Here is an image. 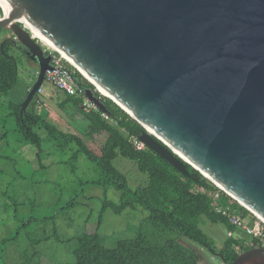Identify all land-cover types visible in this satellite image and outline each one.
<instances>
[{"label":"water","instance_id":"obj_1","mask_svg":"<svg viewBox=\"0 0 264 264\" xmlns=\"http://www.w3.org/2000/svg\"><path fill=\"white\" fill-rule=\"evenodd\" d=\"M2 1L0 31L37 68L21 117L52 69L23 21L95 83L83 77L97 109L106 112L95 93L176 171L189 165L264 220V0ZM229 264H264V246Z\"/></svg>","mask_w":264,"mask_h":264},{"label":"trees","instance_id":"obj_2","mask_svg":"<svg viewBox=\"0 0 264 264\" xmlns=\"http://www.w3.org/2000/svg\"><path fill=\"white\" fill-rule=\"evenodd\" d=\"M9 50L7 45L0 51V99L17 84V62L9 56ZM67 67L80 88L94 90L73 67ZM95 96L103 102L106 112L88 110L82 106L81 99L64 93H60L56 100L55 106L75 120L70 122L77 128L78 135L73 131L62 132L50 124L49 111L37 105L38 98L32 101L22 117L19 115L21 106L12 105L11 114L16 119L19 142L27 141L39 151V133L42 132L57 150L63 151L74 145L75 157L84 155L98 166L100 176L94 184L120 192L119 204L105 200L102 213L110 210L119 215L137 207L147 212L135 229V237L118 241L112 249L104 246L98 229L88 230L89 233L74 238L73 264H201L198 248L212 254L216 252L213 241L198 227L200 217L212 224L220 223L232 233L237 229L226 216L217 212V208L235 211L252 221L256 219L189 165H185L188 174L184 176L150 149L138 150L130 139H138L144 132L143 127L109 99L98 93ZM98 142L100 145L94 147ZM118 157L135 163L138 172L147 177L145 186L128 187L126 178L112 166ZM215 193H218L217 200L213 199ZM100 224L101 219L98 227ZM161 235L169 237L162 239ZM261 245L255 239L244 245L243 241L230 237L216 256L221 263L229 264L239 255L234 246H239L244 252Z\"/></svg>","mask_w":264,"mask_h":264},{"label":"rangeland","instance_id":"obj_3","mask_svg":"<svg viewBox=\"0 0 264 264\" xmlns=\"http://www.w3.org/2000/svg\"><path fill=\"white\" fill-rule=\"evenodd\" d=\"M42 47L53 52L45 45ZM8 54L17 62V84L0 99V264H73L74 238L89 233L88 230L98 229L109 249L120 240L133 239L147 212L137 207L119 215L110 210L102 213L103 202L119 204L121 194L114 188L94 184L100 176L98 166L84 155L75 157L74 145L57 150L42 132L39 151L27 141H18L12 105H22L35 82L37 68L22 54L11 50ZM36 97L37 105L49 111L50 124L62 132L79 134L71 125L75 120L55 106L60 93L51 84L44 81ZM99 145L100 142L94 147ZM112 166L126 178L129 188L145 186L147 177L138 172L135 163L118 157ZM242 219L252 224L247 216ZM198 227L213 241L216 253L230 238L224 225L212 224L204 217L198 219ZM231 238L243 241L244 245L252 240L238 229ZM234 249L242 253L239 246ZM197 253L201 264H223L216 253L200 248Z\"/></svg>","mask_w":264,"mask_h":264},{"label":"built area","instance_id":"obj_4","mask_svg":"<svg viewBox=\"0 0 264 264\" xmlns=\"http://www.w3.org/2000/svg\"><path fill=\"white\" fill-rule=\"evenodd\" d=\"M52 69L45 72V79L47 83L51 84L56 90L64 93L68 96L79 98L82 101V106L88 110H94L96 107L87 99L82 88L72 78V73L69 68L65 65V60L61 56H53L51 61ZM40 90L38 91V93ZM130 141L133 145L141 150L144 145L135 138H131ZM213 199H218V193L213 195ZM217 212L226 216L229 222L244 235L251 237L252 239L258 240L264 246V223L256 218L249 225L243 221L240 214L235 211H228L222 208H217ZM228 236L232 237V233L228 232Z\"/></svg>","mask_w":264,"mask_h":264},{"label":"flooded vegetation","instance_id":"obj_5","mask_svg":"<svg viewBox=\"0 0 264 264\" xmlns=\"http://www.w3.org/2000/svg\"><path fill=\"white\" fill-rule=\"evenodd\" d=\"M2 18L1 12H0V19ZM20 27H23V24H19ZM8 45V48L14 52L17 53L18 55H23L26 57L28 63L35 65L32 63L29 58L26 56V50L23 48L21 45H18L17 43L14 42V36L12 35L11 32L1 30L0 31V51H3V48ZM48 54L45 52V55Z\"/></svg>","mask_w":264,"mask_h":264},{"label":"bare ground","instance_id":"obj_6","mask_svg":"<svg viewBox=\"0 0 264 264\" xmlns=\"http://www.w3.org/2000/svg\"><path fill=\"white\" fill-rule=\"evenodd\" d=\"M0 8L2 9V12H3V14L6 16V15H8V12H9V7L2 1V0H0ZM23 22V21H22ZM24 23V22H23ZM25 24V26H26V28H29L30 29V31H31V34L36 38V39H39V41L43 44V45H45V46H47V47H49L50 49H52L53 51H56V52H58L56 49H54L40 34H38L29 24H26V23H24ZM61 55V57L63 58V59H65V60H67L72 66H74L75 67V65L74 64H72L67 58H65L62 54H60ZM81 74L83 75V77L87 80V81H89V82H91V83H93V84H95L89 77H87L83 72H81ZM100 90V89H99ZM101 93H102V95L103 96H105V97H107V98H111L108 94H106L104 91H101ZM259 219V218H258ZM260 220V219H259ZM263 223H264V220H261Z\"/></svg>","mask_w":264,"mask_h":264},{"label":"clouds","instance_id":"obj_7","mask_svg":"<svg viewBox=\"0 0 264 264\" xmlns=\"http://www.w3.org/2000/svg\"><path fill=\"white\" fill-rule=\"evenodd\" d=\"M0 12H1V16H2V9H1V8H0ZM19 24H20V23H19ZM21 24H23V27H24L25 29H27L26 26L24 25V23L21 22ZM39 42H40V41H39ZM41 44H42V43H41ZM42 45H43V44H42ZM42 48H43V47H42ZM43 50H44V49H43ZM51 50H52V49H51ZM52 51H53V50H52ZM44 52H47V51L44 50ZM47 53L50 54L52 58H53L54 55H55V56H61L60 53H58V52H56V51H53V52H49V51H48ZM48 54H46V55H48ZM64 60H65V59H64ZM51 61H52V60H51ZM50 65H51V63H50ZM65 65H66V66H67V65H70V63H69L67 60H65ZM70 66H71V65H70ZM71 67H72V66H71ZM75 70H76V69H75ZM76 71H77V70H76ZM81 76H82V75H81ZM82 77H83V76H82ZM83 79H84V78H83ZM39 90H41V87L38 89V91H39ZM55 90H56V89H55ZM28 91H29V89H28ZM28 91H27V92H28ZM38 91H37V94H38ZM56 91H58V90H56ZM83 91H84V90H83ZM58 92H59V91H58ZM59 93H61V92H59ZM84 93H85V91H84ZM62 94H63V93H62ZM87 99H88V98H87ZM92 104H93V103H92ZM93 105H94V104H93ZM94 106H95V105H94ZM95 107H96V106H95ZM96 109H97V108H96ZM144 147H145V146H144ZM218 189H219V188H218ZM219 190H220V189H219ZM253 216H254V215H253ZM260 220H261V219H260ZM261 246H262V245H261ZM261 246H260V247H261Z\"/></svg>","mask_w":264,"mask_h":264}]
</instances>
